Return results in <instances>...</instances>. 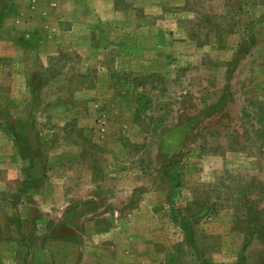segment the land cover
Listing matches in <instances>:
<instances>
[{"label":"rangeland","instance_id":"obj_1","mask_svg":"<svg viewBox=\"0 0 264 264\" xmlns=\"http://www.w3.org/2000/svg\"><path fill=\"white\" fill-rule=\"evenodd\" d=\"M0 264H264V0H0Z\"/></svg>","mask_w":264,"mask_h":264},{"label":"trees","instance_id":"obj_2","mask_svg":"<svg viewBox=\"0 0 264 264\" xmlns=\"http://www.w3.org/2000/svg\"><path fill=\"white\" fill-rule=\"evenodd\" d=\"M179 221H180L179 223H180L181 225L183 224V225L186 227V230H190V229H191V225H190L189 222L186 223V221H184V220H182V219H180ZM248 238H249V237H248ZM249 241H250V240H249ZM248 244H249V243H248ZM239 253H241V252H239Z\"/></svg>","mask_w":264,"mask_h":264}]
</instances>
